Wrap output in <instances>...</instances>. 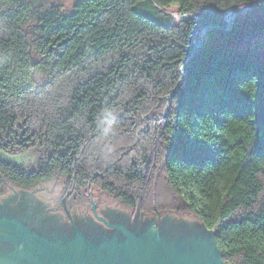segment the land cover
Here are the masks:
<instances>
[{
  "label": "trees",
  "instance_id": "trees-1",
  "mask_svg": "<svg viewBox=\"0 0 264 264\" xmlns=\"http://www.w3.org/2000/svg\"><path fill=\"white\" fill-rule=\"evenodd\" d=\"M117 10L165 34L107 48L95 29ZM260 33L264 0H0V195L62 177L71 197L91 186L145 214L196 217L226 264H264ZM98 75L97 101L80 106ZM32 150L29 163L1 156Z\"/></svg>",
  "mask_w": 264,
  "mask_h": 264
},
{
  "label": "water",
  "instance_id": "water-1",
  "mask_svg": "<svg viewBox=\"0 0 264 264\" xmlns=\"http://www.w3.org/2000/svg\"><path fill=\"white\" fill-rule=\"evenodd\" d=\"M249 9L228 11L225 18L229 26L237 12ZM210 27L201 29L196 49ZM196 49L182 62L183 75L184 65ZM183 82L184 77L175 90ZM172 99L171 93L166 114L171 111ZM46 206L25 192L0 199V243L9 244L7 249L0 248V264H226L214 231L190 215L158 211L145 214L139 210L131 218L133 209L110 197L102 207L97 208L94 203L76 205L67 215L61 210L49 212ZM22 218L52 234H40ZM111 219L140 230L110 222ZM109 228L121 236L94 241L83 232L97 237L99 232H110Z\"/></svg>",
  "mask_w": 264,
  "mask_h": 264
},
{
  "label": "rangeland",
  "instance_id": "rangeland-1",
  "mask_svg": "<svg viewBox=\"0 0 264 264\" xmlns=\"http://www.w3.org/2000/svg\"><path fill=\"white\" fill-rule=\"evenodd\" d=\"M67 1L71 2V0ZM169 12L174 16L175 22H179V20L186 18L178 12L177 7L175 6L169 9ZM130 15L131 12L127 10L112 11L109 13L107 21L102 26L95 29L98 34L102 35L105 47L116 49L123 45H129L130 48L137 50L141 48L142 41L148 39L151 33H157L161 36L165 34V30L160 29L147 21L140 20L137 17L133 19ZM254 40L264 41V33L258 34ZM177 51V48L171 47L164 53L158 54V57L159 59H170ZM262 56H264V50L262 51ZM156 64V62H151L148 63L147 66L151 70ZM104 78L105 75H98L81 86L79 93L80 106L87 105L92 107L94 105L99 97ZM1 156L4 159L16 163H29L36 159V153L34 150L18 155L1 152ZM19 192L28 193L31 196H35L39 203L47 204L46 209L49 212L61 210L65 215H67V211L71 212V209L76 205L92 206L94 203L96 207L99 208L103 206L109 197L112 198L111 196H108V194L91 186H88V192H85L86 195L77 198L71 197L64 188L63 178L55 177V179L41 182L31 189H24L9 184L7 192L0 195V199H10ZM139 210L140 209H133L131 218H133L136 211Z\"/></svg>",
  "mask_w": 264,
  "mask_h": 264
},
{
  "label": "flooded vegetation",
  "instance_id": "flooded-vegetation-1",
  "mask_svg": "<svg viewBox=\"0 0 264 264\" xmlns=\"http://www.w3.org/2000/svg\"><path fill=\"white\" fill-rule=\"evenodd\" d=\"M23 220H24V222H26V223H28L35 231H37V232H39L40 234H45V235H47V236H49V235H51L52 234V232H49V231H47V230H39V229H37V228H35L34 226H32L29 222H28V220L26 219V218H22ZM110 222H113V223H122V224H125L128 228H131V229H134L135 231H139L140 230V228L138 229H136L134 226H131V225H128V224H126L125 222H123L122 220H114V219H111L110 220ZM104 224V223H103ZM105 225V224H104ZM111 231L110 232H108V233H104V232H99L98 233V235H97V237H93L91 234H89L87 231L85 232L83 229V232L88 236V237H90L92 240H101L102 238H104V237H107V236H113V235H118V236H121V234L120 233H117L116 232V230H114V229H111V228H109ZM64 235H71V234H64ZM100 235V236H99ZM100 237V238H99ZM2 246L0 247V248H3V249H7L8 247H9V244L8 243H0Z\"/></svg>",
  "mask_w": 264,
  "mask_h": 264
}]
</instances>
